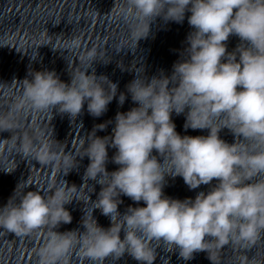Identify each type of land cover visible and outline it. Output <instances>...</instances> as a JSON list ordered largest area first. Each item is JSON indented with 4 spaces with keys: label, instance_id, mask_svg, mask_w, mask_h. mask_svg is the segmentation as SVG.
Instances as JSON below:
<instances>
[{
    "label": "clouds",
    "instance_id": "9594fccd",
    "mask_svg": "<svg viewBox=\"0 0 264 264\" xmlns=\"http://www.w3.org/2000/svg\"><path fill=\"white\" fill-rule=\"evenodd\" d=\"M122 13L133 21L136 46L148 38L157 18L182 24L190 13L188 46L170 74L161 70L149 78L141 66L126 85L127 94H118V84L107 76L88 73L94 62L107 63L95 48L82 58L87 67L72 69L70 83L54 71H35L31 80L24 79L22 96L13 105L17 114L56 109L75 121L86 103L87 112L98 118L114 99L122 106L128 95L137 106L116 114L111 135L96 133L112 121L96 125L82 137L79 152L57 153L51 144L35 149L27 137L17 145L19 125L11 116L0 117V132L11 133L0 143L12 141L24 158L53 165L64 176L78 171L83 158L89 160L79 188L61 179L48 195L29 190L17 198L18 185L0 207V229L17 237L48 229L39 264H70L74 252L88 264H116L126 255L138 264H154L158 248L178 252L184 261L204 252L211 264H219L226 246L244 252L264 246V0H126ZM232 36L240 43L229 51ZM173 113L185 117V130L208 134L180 135ZM225 129L232 143L221 138ZM109 148L116 150L111 163L119 166L111 172ZM176 177L190 190L202 185L208 190L194 199L166 196L167 178ZM96 185L100 191L93 201L89 193ZM85 186L91 189L87 201L80 198ZM122 196L146 206L130 205L121 213ZM73 201L90 205L81 220L83 231L60 232L61 224L72 222L65 206ZM97 209L109 218L108 228L98 224ZM244 259L260 264L255 256Z\"/></svg>",
    "mask_w": 264,
    "mask_h": 264
}]
</instances>
